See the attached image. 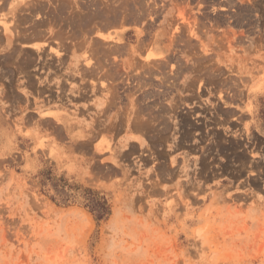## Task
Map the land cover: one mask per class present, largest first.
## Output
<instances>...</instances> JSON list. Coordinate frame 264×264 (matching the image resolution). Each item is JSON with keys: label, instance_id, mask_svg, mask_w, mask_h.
<instances>
[{"label": "rangeland", "instance_id": "obj_1", "mask_svg": "<svg viewBox=\"0 0 264 264\" xmlns=\"http://www.w3.org/2000/svg\"><path fill=\"white\" fill-rule=\"evenodd\" d=\"M112 1L0 0L6 38L52 44L0 60V264H264V0ZM31 66L97 104L81 134L5 115L49 91Z\"/></svg>", "mask_w": 264, "mask_h": 264}, {"label": "crops", "instance_id": "obj_2", "mask_svg": "<svg viewBox=\"0 0 264 264\" xmlns=\"http://www.w3.org/2000/svg\"><path fill=\"white\" fill-rule=\"evenodd\" d=\"M0 34H1V39H0V60H1V58H3L4 56L9 55L8 49H6V47L7 46L12 47L16 41L13 42L12 38H6L1 26H0ZM94 40H97V38ZM15 44L17 45V47H20L22 49H27V50H32V49H35L36 47H38V49L39 48L43 49L45 47L46 50H48L49 46L52 45L50 43H46L43 40L40 41L36 39L28 40L27 42L26 41H22L19 43L16 42ZM53 56H54L53 54H48L47 55L48 60H51V58H55ZM79 59L81 61H84L83 56L80 57ZM56 65H57V62H55L54 66ZM35 69H36L35 67H32V66L29 67L28 68L29 75L33 79H35L36 76H40L41 74L40 81H37V80H34V81H36V85L38 87H43L45 89H48L49 91H45L42 94H38L39 96L35 93H31V92L29 93L28 91L27 101L24 102L23 105H21V107H18V108L16 107L15 109H13L12 107V108H9L10 109L9 110L7 107H5V115H7L8 112L12 114L18 112L21 115L20 117H17V118L21 120V122H23L24 124L27 123L29 125H34V124L42 125V124H46V121L53 122L54 120L56 123L59 122L61 125H64L67 127L70 126L71 127L70 130L73 135L81 134L80 129H82L83 126L92 124V120L94 119L93 112L95 111L96 113L98 111L97 104L93 106L94 108L92 107L90 108L89 105L88 107H85L84 105L75 104L74 107H71L68 111H64L65 108L62 107L63 105H61L59 97H58V91L60 88H58L56 85L57 81L60 82V78H61L60 68H58V70L56 71L53 66L51 68H46V69L41 68V69H38L37 71H35ZM2 71H3V68L0 67V75ZM41 71L43 73H41ZM0 78H4V77L0 76ZM22 78H25V77H22ZM3 83H4V87H2V82H0V92L2 93V91H4V93H6L7 92V89L5 86L6 83L5 82ZM23 83H24V79L21 80V84ZM41 95L42 96L47 95V96L42 97ZM91 101H92L91 102L92 104H95L98 101V99L92 98ZM89 109H93V111L89 112ZM85 111L88 113H86ZM47 112H52L53 115H45V113ZM34 115L36 116L34 117ZM76 130H79V131H76ZM126 135L127 133L123 134L118 140L123 139ZM87 138L88 137L85 133L84 136H77V137H74L73 139L76 141H85L87 140ZM72 160H75V162H77V159H72Z\"/></svg>", "mask_w": 264, "mask_h": 264}, {"label": "trees", "instance_id": "obj_3", "mask_svg": "<svg viewBox=\"0 0 264 264\" xmlns=\"http://www.w3.org/2000/svg\"><path fill=\"white\" fill-rule=\"evenodd\" d=\"M85 205L93 213L96 220L103 218L109 213V205L103 197L98 196V192L87 190Z\"/></svg>", "mask_w": 264, "mask_h": 264}, {"label": "bare ground", "instance_id": "obj_4", "mask_svg": "<svg viewBox=\"0 0 264 264\" xmlns=\"http://www.w3.org/2000/svg\"><path fill=\"white\" fill-rule=\"evenodd\" d=\"M100 1V0H99ZM107 1V0H106ZM112 1V0H111ZM123 1V0H122ZM128 1V0H127ZM113 2V1H112ZM116 2V1H115ZM61 3V2H60ZM117 3V2H116ZM61 4H63V3H61ZM84 4V3H83ZM100 4V3H99ZM110 4V3H109ZM112 4V3H111ZM120 4H121V2L118 4L119 6H120ZM123 4V3H122ZM64 5H66V4H64ZM45 6H47V5H45ZM60 6V5H59ZM74 6V5H73ZM72 6V7H73ZM84 6V5H83ZM122 6V5H121ZM41 7H42V5H41ZM80 7V6H79ZM85 7H86V5H85ZM117 7V6H116ZM123 7V6H122ZM130 7V6H129ZM47 8V7H46ZM54 8V7H53ZM77 8H78V5H77ZM100 8V7H99ZM98 8V9H99ZM104 8V7H103ZM114 8V7H113ZM126 8V7H125ZM35 9V8H34ZM41 9H43V8H41ZM64 9V8H63ZM105 9H107V8H105ZM117 9V8H116ZM128 9V8H127ZM96 10V9H95ZM121 10H122V8H121ZM50 11H51V9H50ZM54 11V10H53ZM78 11H80V10H78ZM88 11V10H87ZM101 11V10H100ZM111 11H112V9H111ZM113 11H115V10H113ZM117 11H119V10H117ZM47 12V11H46ZM55 12V11H54ZM66 12V11H65ZM82 12H84V11H82ZM103 12V11H102ZM120 12V11H119ZM122 12H123V10H122ZM121 12V13H122ZM126 11H124V13H125ZM88 13V12H87ZM86 13V14H87ZM94 13H95V11H94ZM136 13V12H135ZM46 14V13H45ZM55 14V13H54ZM70 14H71V12H70ZM85 14V13H84ZM83 14V15H84ZM106 14V13H105ZM105 14H104V18H107V17H105ZM141 14V13H140ZM57 14H55V16H56ZM69 15V14H68ZM78 15H79V13H78ZM88 15V14H87ZM91 15H92V13H91ZM111 15V14H110ZM53 16V15H52ZM63 16V15H62ZM70 16V15H69ZM68 16V17H69ZM90 16V15H89ZM103 16V15H102ZM108 16V15H107ZM120 16V15H119ZM118 16V17H119ZM124 16V15H123ZM132 16V15H131ZM130 16V17H131ZM134 16V15H133ZM95 17V16H94ZM99 17V16H98ZM111 17V16H110ZM118 17H116V18H118ZM143 17V16H142ZM84 18V17H83ZM125 18V17H124ZM132 18V17H131ZM67 19V18H66ZM74 19V18H73ZM72 19V20H73ZM95 19V18H94ZM54 20V19H53ZM68 20V19H67ZM96 20V19H95ZM108 20V19H107ZM109 20H111L110 18H109ZM117 20V19H116ZM81 21V20H80ZM86 21V20H85ZM94 21V20H93ZM99 21V20H98ZM74 22V21H73ZM75 22H76V20H75ZM96 22V21H95ZM99 22H101V21H99ZM104 22H106L105 20H104ZM110 22V21H109ZM103 23V22H102ZM112 23V22H111ZM74 24V23H73ZM76 24V23H75ZM101 24V23H100ZM107 25V24H106ZM80 26V25H79ZM84 26V25H83ZM100 26V25H99ZM97 27V26H96ZM86 28V27H85ZM95 28V27H94ZM90 29V28H89ZM93 29V28H92ZM91 29V30H92ZM87 30V29H86ZM85 31V30H84ZM74 32H76V28H75V31ZM78 33H80V32H78ZM81 33H83V32H81ZM80 33V34H81ZM86 33V32H85ZM82 35V34H81ZM99 38V37H98ZM94 40V39H93ZM102 42H103V40L102 39H100ZM97 40L95 41V42H93L94 43V45H96L97 43ZM96 43V44H95ZM99 43H101V42H99ZM91 45V44H90ZM93 46V45H92ZM100 46H101V44H100ZM100 46H98L99 48H100ZM104 46V45H103ZM142 47V40L140 39V41L137 43V45H136V48H141ZM92 49V48H91ZM106 50V49H105ZM29 51V50H28ZM129 51L131 52V54L130 55H132V48H131V46H130V48H129ZM95 52V51H94ZM93 52V53H94ZM96 54H98V53H96Z\"/></svg>", "mask_w": 264, "mask_h": 264}]
</instances>
